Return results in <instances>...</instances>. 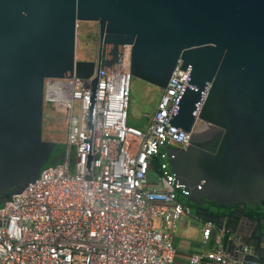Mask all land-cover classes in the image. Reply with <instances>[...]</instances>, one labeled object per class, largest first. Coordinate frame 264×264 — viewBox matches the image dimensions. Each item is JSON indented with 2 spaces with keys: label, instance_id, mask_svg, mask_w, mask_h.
Returning a JSON list of instances; mask_svg holds the SVG:
<instances>
[{
  "label": "water",
  "instance_id": "1",
  "mask_svg": "<svg viewBox=\"0 0 264 264\" xmlns=\"http://www.w3.org/2000/svg\"><path fill=\"white\" fill-rule=\"evenodd\" d=\"M93 22L97 50L75 60L76 23ZM128 73L163 90L178 64L187 77L167 121L189 134L185 148L160 149L165 173L192 204L264 203V0H0V204L46 166L65 132L42 131L45 79L92 77L86 126L99 69ZM84 175H89L90 159ZM60 160H51L49 165ZM199 221L220 226L222 218ZM238 213L229 217L231 220ZM218 221V222H217ZM227 234V255L264 264L258 232Z\"/></svg>",
  "mask_w": 264,
  "mask_h": 264
},
{
  "label": "built area",
  "instance_id": "2",
  "mask_svg": "<svg viewBox=\"0 0 264 264\" xmlns=\"http://www.w3.org/2000/svg\"><path fill=\"white\" fill-rule=\"evenodd\" d=\"M178 64L141 128L127 125L133 79L128 59H120L119 73L99 69L91 137L86 116L92 77L43 81L42 108L67 113L63 153L40 170L39 180L0 204V264H174L172 233L184 216L201 223L205 247L188 264H246L227 255L222 228L199 221L176 200V191L187 194L165 173L163 137L176 148H185L189 137L166 125L187 77ZM89 137L90 170L84 175L88 144L82 142ZM157 156L159 172L149 179Z\"/></svg>",
  "mask_w": 264,
  "mask_h": 264
},
{
  "label": "rangeland",
  "instance_id": "3",
  "mask_svg": "<svg viewBox=\"0 0 264 264\" xmlns=\"http://www.w3.org/2000/svg\"><path fill=\"white\" fill-rule=\"evenodd\" d=\"M96 24L93 22H79L75 33V60L89 59L94 57V34ZM160 94L149 85L132 79L130 84V96L128 102L127 123L134 128H141L146 120L144 114L151 113L155 102ZM49 109V110H48ZM67 113L62 108L51 105L49 108H42V131L45 132H65ZM155 177L154 172L148 174L149 179ZM159 226V221L154 222Z\"/></svg>",
  "mask_w": 264,
  "mask_h": 264
},
{
  "label": "flooded vegetation",
  "instance_id": "4",
  "mask_svg": "<svg viewBox=\"0 0 264 264\" xmlns=\"http://www.w3.org/2000/svg\"><path fill=\"white\" fill-rule=\"evenodd\" d=\"M94 57L96 55L97 50V30L95 29L94 34ZM93 57V59H94ZM122 57H126L129 59V47L121 48L120 59ZM209 202L203 201L202 204H193L196 205V209L204 210V214L206 217H210L213 219H220L221 221H217L220 223V226H217L216 223H213L215 226L222 228L224 230V239L226 240L227 234L230 233L228 228H232V231L239 232L242 238H250L252 234L258 232L260 238L264 241V203H244L242 207H237L236 205H232L229 207H221L217 212L209 213L203 208L204 206H208ZM233 213H238L237 217H233L229 220V217L233 215Z\"/></svg>",
  "mask_w": 264,
  "mask_h": 264
},
{
  "label": "crops",
  "instance_id": "5",
  "mask_svg": "<svg viewBox=\"0 0 264 264\" xmlns=\"http://www.w3.org/2000/svg\"><path fill=\"white\" fill-rule=\"evenodd\" d=\"M77 61H91L79 59ZM201 223L184 216L176 224L172 233V244L175 249L174 264H188V257L205 249L200 244L199 230Z\"/></svg>",
  "mask_w": 264,
  "mask_h": 264
},
{
  "label": "trees",
  "instance_id": "6",
  "mask_svg": "<svg viewBox=\"0 0 264 264\" xmlns=\"http://www.w3.org/2000/svg\"><path fill=\"white\" fill-rule=\"evenodd\" d=\"M127 125H129L127 123ZM63 153V147H57L56 151L53 152L51 155H50V158H49V161L46 163V166L49 165V162L59 156H61ZM161 163V160L159 159V157H154L151 161V166H152V170L153 172H159V165ZM45 166V167H46ZM176 200L183 206V207H186L189 209L190 213H193L195 212L196 210V205H193L192 203H190L186 198L185 196H183L182 194L179 193V191H176ZM221 207L223 206H218V205H214L212 203H208V206H204L203 208L206 210V212H209V213H213V212H217Z\"/></svg>",
  "mask_w": 264,
  "mask_h": 264
}]
</instances>
